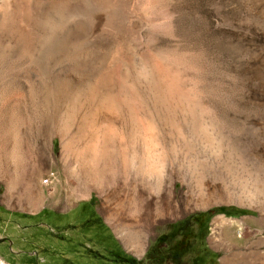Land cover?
<instances>
[{"label":"rangeland","instance_id":"1","mask_svg":"<svg viewBox=\"0 0 264 264\" xmlns=\"http://www.w3.org/2000/svg\"><path fill=\"white\" fill-rule=\"evenodd\" d=\"M113 1L30 73L0 0V264H264V0Z\"/></svg>","mask_w":264,"mask_h":264},{"label":"bare ground","instance_id":"2","mask_svg":"<svg viewBox=\"0 0 264 264\" xmlns=\"http://www.w3.org/2000/svg\"><path fill=\"white\" fill-rule=\"evenodd\" d=\"M2 1V0H1ZM31 1V0H29ZM28 1V2H29ZM33 1V0H32ZM58 1V0H57ZM56 1V2H57ZM65 1V6L62 7V9H60V11L55 8V7H49L48 9L39 7L38 4H35L34 7H32V9H27L25 10V0H4L3 2V7L6 8L7 12L8 10L12 13V15H15L18 17V22L16 24H14L13 22H11V18L9 17V14L6 13L3 17V22H4V26H7L11 28H14V30L18 33V39L15 40L14 39V44L15 46L21 45V49L22 51L24 50L23 53H21V59L24 61L25 63V68H27L30 73L34 72L35 69V65H36V60H41V62L44 64V66L48 69L52 68V71H60L62 70V68L65 67V63H63L64 61H59L56 62L55 61V57L57 55V52L55 50H59L61 49L60 47H64L68 44V39L73 38L70 37L68 38L69 35H71L70 33L73 30V27L76 24H84L87 28L88 31L92 30L93 28L95 29L97 27V24L100 26H105L103 29H101L98 32V35L96 37H91L90 41L91 43L93 42L94 44H97L99 37L103 35H107V36H111V34H114V32L116 31V26L113 23V21H111L110 19H113V15L115 14L114 12L117 10V7L119 6V3H116L117 1H113V0H89L91 2V7L90 10L88 8L87 11H82L80 8L72 11L70 8V5L67 3L66 0H62ZM49 2V1H48ZM51 3V2H50ZM54 3V2H53ZM52 3V4H53ZM42 4V3H41ZM55 5V4H54ZM76 5V4H75ZM74 5V6H75ZM118 5V6H117ZM32 6V5H31ZM79 7V6H78ZM2 8V6H1ZM104 10V13L108 15V17L110 19H108V22L110 20V22L108 23H104L103 25H101V22L99 21L98 17H96V15L100 14V12ZM1 13V11H0ZM114 13V14H113ZM2 14V13H1ZM107 17V18H108ZM106 18V19H107ZM13 20V19H12ZM103 23V22H102ZM83 25V26H84ZM99 26V28H100ZM82 27V26H81ZM84 28V27H82ZM81 28V29H82ZM86 28V30H87ZM98 29V28H97ZM78 30V29H77ZM3 31V30H2ZM85 31L82 30L83 33ZM95 31V30H94ZM77 32V31H76ZM117 32V31H116ZM115 32V33H116ZM10 34V33H8ZM8 34L6 35V32L4 35H6L8 37ZM79 34V33H78ZM2 35V34H1ZM0 35V36H1ZM85 35V34H84ZM93 35V34H91ZM138 35V34H137ZM83 36V35H82ZM88 36V35H87ZM2 37V36H1ZM139 37V36H138ZM80 38V37H79ZM85 39V38H84ZM4 40V39H3ZM1 40V41H3ZM9 40V39H8ZM85 41V40H84ZM103 41V40H102ZM133 41V40H132ZM8 42V41H7ZM10 42V41H9ZM8 42V44H9ZM12 42V41H11ZM5 42L3 41V44ZM75 43V42H73ZM2 44V45H3ZM78 45V44H77ZM11 46V44L9 45ZM98 46V45H97ZM6 46L4 45V48ZM70 47H72V44L70 45ZM69 47V48H70ZM77 47V46H76ZM79 47V46H78ZM83 47V46H81ZM68 48V47H67ZM68 48V49H69ZM139 48V47H138ZM1 49V48H0ZM17 49V48H16ZM73 49V48H72ZM71 49V51H72ZM82 49V48H81ZM6 50V49H4ZM3 50V51H4ZM76 50V49H75ZM11 51V50H10ZM74 51V50H73ZM82 51V50H81ZM80 51V52H81ZM101 51V50H100ZM63 52V51H62ZM67 52V51H66ZM68 52L70 53V50H68ZM85 52V51H84ZM1 53V51H0ZM8 53V52H7ZM96 53H98L96 51ZM60 56L62 55L61 53H59ZM79 55L82 53H78ZM93 54V53H92ZM100 54V53H99ZM102 54V53H101ZM69 55V54H68ZM67 55V56H68ZM16 56V55H15ZM58 56V55H57ZM90 56V55H89ZM1 57V56H0ZM63 57V56H62ZM71 57V56H69ZM77 57V56H76ZM81 57V56H80ZM92 57V56H90ZM94 57V56H93ZM98 57V56H97ZM100 57V56H99ZM6 58V57H5ZM72 58V57H71ZM75 58V57H74ZM20 59V58H19ZM90 59V58H89ZM99 59V58H98ZM101 59V58H100ZM1 60V59H0ZM14 60V59H13ZM63 60V59H62ZM75 60V59H74ZM114 60V59H113ZM111 60V63L108 64V66L105 68V70L103 71L102 74L98 75V79L96 80L95 84H98V82L104 81V80H109L112 77H114L116 71H115V67L114 65H117L118 62ZM2 61V60H1ZM10 61V60H9ZM98 61V60H97ZM107 61V60H106ZM16 62V61H15ZM68 62H70V59L68 60ZM67 62V64H69ZM76 62V61H75ZM79 62V61H77ZM84 62V61H82ZM119 62L121 63V61L119 60ZM4 63V62H3ZM22 63V62H21ZM16 64V63H15ZM79 64V63H78ZM81 64V63H80ZM139 65H141V62L138 63ZM143 64V63H142ZM8 65V64H7ZM41 65V64H40ZM42 66V65H41ZM68 66V65H67ZM100 66V65H99ZM143 66V65H142ZM7 67V66H6ZM11 67V66H10ZM15 67V66H13ZM20 67V64H19ZM2 68V67H1ZM0 68V69H1ZM5 68V67H4ZM18 68V67H17ZM67 68V67H66ZM68 69V68H67ZM81 69V68H80ZM122 69V68H121ZM4 70V69H3ZM12 70V69H11ZM15 70V69H14ZM39 70V69H38ZM43 70V69H41ZM40 70V71H41ZM46 70V71H47ZM64 70V69H63ZM6 71V70H5ZM13 71V70H12ZM16 71V70H15ZM7 72V71H6ZM64 72V71H63ZM71 72V71H70ZM142 73L145 74H149L150 70H145L144 68L141 69ZM19 73V72H18ZM21 73V72H20ZM24 73V72H23ZM68 73V72H67ZM82 73V72H81ZM29 74V73H28ZM47 74V73H46ZM51 74V73H50ZM6 75V74H5ZM48 75V74H47ZM52 75V74H51ZM54 75V73H53ZM58 75V74H57ZM84 75V74H83ZM92 75V74H91ZM7 76V75H6ZM36 76V75H35ZM45 76V75H43ZM85 76V75H84ZM83 76V78H84ZM4 77V76H3ZM9 77V75H8ZM61 76H59L60 78ZM80 77V76H79ZM51 78V76H50ZM78 78V77H77ZM8 79V78H7ZM13 79V78H11ZM45 79V78H44ZM41 77L40 78H35V77H28L26 80V83L30 86L29 87V92L31 94L34 93L35 89L34 87L36 86V82L38 84H41L43 82V80ZM65 79V78H64ZM34 80V81H33ZM71 80V79H70ZM11 81V80H10ZM47 81V80H46ZM45 81V82H46ZM95 81V80H94ZM8 82V80H7ZM24 82V81H22ZM70 82V81H69ZM72 82H75L74 80H72ZM3 83V82H2ZM83 83V82H82ZM23 84V83H22ZM37 84V85H38ZM67 83L65 82V85ZM74 84V83H73ZM79 84V83H78ZM81 84V83H80ZM25 85V84H24ZM22 85V86H24ZM69 85V84H68ZM71 85V84H70ZM100 85V84H99ZM26 87V88H27ZM39 87V86H38ZM45 87V86H44ZM94 87V86H93ZM41 88V87H40ZM103 88V87H102ZM68 90V89H67ZM37 91V89H36ZM38 92V91H37ZM36 93V92H35ZM91 93V92H90ZM94 93V92H93ZM68 95V94H67ZM24 96V95H23ZM21 97V96H20ZM72 97V96H71ZM159 165L162 167L163 163L162 161H160ZM154 174L159 175V170L158 171H153ZM153 172H150L148 170H144L143 175H149V174H153ZM141 175V172H140ZM227 182V181H226ZM259 183V182H258ZM220 184V183H219ZM222 184V183H221ZM228 185V184H227ZM158 186H161V184H158ZM224 188V187H223ZM172 197V192L169 193H165L160 197V202H162L163 206L166 205V202L169 201V199ZM141 202V201H140ZM157 200L154 201V203L152 201L147 202L146 204L143 203V201L141 202V209H144L145 213H149V216H146L145 218L148 219V222H143L144 224H147L146 227H148L151 224V220L154 219L152 215H156L158 217L164 218L165 214H164V209L159 210L158 208L155 209V211L157 213H152V209L154 207V205H157ZM225 222V221H224ZM114 228L115 226L112 225ZM217 226V224H216ZM123 238V237H122ZM133 239V238H132ZM135 241V240H133ZM136 242V241H135ZM134 242V243H135ZM139 245H140V241H139ZM135 246V245H134Z\"/></svg>","mask_w":264,"mask_h":264}]
</instances>
